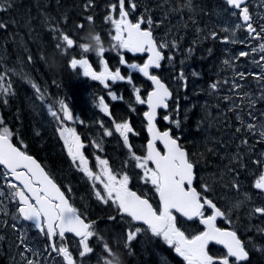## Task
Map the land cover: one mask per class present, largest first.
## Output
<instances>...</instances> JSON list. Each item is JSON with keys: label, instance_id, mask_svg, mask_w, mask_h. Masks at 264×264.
Listing matches in <instances>:
<instances>
[{"label": "snow or ice", "instance_id": "1", "mask_svg": "<svg viewBox=\"0 0 264 264\" xmlns=\"http://www.w3.org/2000/svg\"><path fill=\"white\" fill-rule=\"evenodd\" d=\"M4 2L7 3V0H4ZM91 2L92 0H88L85 7H88ZM225 3L236 10L233 15L238 16L239 20L243 22L237 23L235 28L232 29L233 36L236 35L237 29L246 28L250 39L264 41V25H261L259 30L254 27L253 18L245 0H225ZM126 4L128 5L127 8ZM261 4L264 5V0H261ZM8 6L10 7V4ZM3 7L4 4L0 3V9H3ZM109 7V14L104 19L106 23L112 25V30H114V34L110 37L113 42L112 50L117 52L119 65H126L129 70H135L151 81L153 87L151 91L147 92L146 98L142 97L141 88L133 83L131 71L128 75H122L120 67H115L114 70L110 68L109 63L104 58V54L108 50L103 48L100 50L98 57L99 71L94 70L93 65L87 58V53L82 48V43L77 45L73 38L58 27L52 28L54 33H59L58 36L54 37L58 41L55 44V49L63 56L67 55L73 47H78L80 57L77 58L74 54L69 59L68 66L92 81H98L108 90L107 94L112 101L123 100V96L113 92L109 82L114 84L117 81H126L132 87L135 103L147 105V111L143 112V117L147 121L146 127L150 138L147 142L145 155L140 156L133 151L129 134L136 135L137 133L134 132L127 119L121 122L113 120L112 124L129 152V159L124 162L125 167L129 166L131 161H134L135 168L142 170L143 174L140 179L146 184L150 182L153 186L159 197L158 207H154L146 195L132 191L129 187L130 177L127 172H114L107 159L96 157L99 172H94L89 167V160L82 151L85 145L81 141V137L74 128L65 126V122L79 119V117H74L65 97L55 101L59 105V112L54 110L53 105H49L48 113L61 122L58 132L67 149L68 156L78 170L93 182L94 188H96L97 182L102 185V192L99 189L94 191L96 198L105 204L111 202L116 206V210L122 217L130 218V221H128L129 230L126 233L123 245L129 255L132 254L131 242L137 235L142 231H150L152 235L161 237L165 243L174 248L175 252L183 258L185 264H242V262H246L249 259V252L246 249L245 242L239 238L237 232L216 226L217 218H227L228 214L217 207L212 199L207 198L193 186L195 165L185 148L178 143L179 137H174L170 128L163 131L157 128L158 109L166 111V114L163 115L164 121L175 125L176 129H180L182 126V122L178 118L180 113L179 104L177 103L174 110L170 108L169 101L173 93L158 75L150 71V69L161 68V62L166 58L169 61L173 59L171 54L165 57L164 50L176 49L178 46L177 41L163 39L161 42H157L153 35V27L157 25L154 24L152 16L148 14V9H145L135 22L130 20V15L135 13L138 7L135 0H116ZM117 10L118 18L114 16ZM87 20L92 23L93 17L88 16ZM145 24L147 27H143ZM3 27L5 25L0 23V28ZM78 27H83V25H78ZM197 31L200 30L197 29ZM211 36L217 38L215 32H212ZM224 40L228 41L229 38L224 37ZM230 42L244 43L245 41L232 39ZM120 50H126L128 53L134 54L146 53L147 59L142 64L128 63L125 55ZM251 51L252 53H261L259 61H253L254 64L261 67V72L254 74V78L258 82H264V42H261L258 47H253ZM188 52L191 53L192 49H188ZM249 55L250 53L247 51L239 52V57ZM41 59H44L43 54H41ZM29 60L31 61V57H29ZM224 63L229 65L230 61L225 60ZM192 75L196 76L198 73L193 72ZM235 75L241 80L245 79V73L243 72H238ZM176 80L183 82V87H187V77L183 69L176 75ZM29 83L35 89L38 98L44 101L45 93L41 91L36 83L32 81H29ZM219 86L218 82H213L209 85V89L215 91ZM242 87L239 83H232V89L236 95H240V93H235V90ZM9 95H15L13 86L10 82L5 84V74L0 73V98ZM242 98L248 100L250 109L254 107L256 101L248 93H243ZM222 99L231 101L232 96L226 95ZM259 99L264 100V93ZM3 102L7 104V99H4ZM93 103L102 113L111 116L109 104L105 102L103 96L94 97ZM129 107L132 108V111H135L131 103ZM240 107L241 105L233 103L229 110L232 111ZM248 115L252 121H256V116L252 111H249ZM174 116L177 118H173ZM185 118L187 117L185 116ZM236 119L243 125V128L236 129L237 132L246 130L250 133H258L261 141H264V123L245 124L239 112L236 113ZM101 127L104 136L113 135V131L108 127L103 124H101ZM12 135L9 128L4 126V122L0 120V166L3 168V172H0V179H3L4 185L8 189V192L5 193L3 188L0 187V197L15 203L16 209L12 214L13 220L30 221L32 226L39 230V233L49 241L46 246L49 255L51 256L54 253L56 257H62L63 264H77L73 253L66 246L65 237L67 234H74L75 237L79 238L78 254L80 258L94 252V248L90 246V239L95 237L98 241L103 242V251L106 253V256H100L101 264H107L105 257H110L113 250L109 247L107 241L95 231V221L86 222L83 214L69 202L65 192L58 187L44 168L32 156L13 145L11 142ZM157 142L163 145V152L157 148ZM241 143L247 144L248 141L242 140ZM94 144L96 148H101L99 142H94ZM236 158L233 157V159ZM254 163L264 165V160L257 159ZM201 187L204 192L210 190L206 184L201 185ZM232 187L238 188L239 182L234 180ZM253 187L264 193V170L260 172ZM68 191H71V189H68ZM245 198L251 199L247 194H245ZM235 207H239V203ZM205 209H210L211 215H206ZM0 212L7 214L3 201H0ZM176 214L189 221L198 218L200 224L204 226V230L195 235H186L185 231L178 226ZM249 214L264 215V206L251 209ZM109 219L115 220V217H109ZM133 222H142L146 227H135ZM12 227L15 229L16 224H12ZM259 231H264V229H259ZM0 239H3V237H0ZM212 241L224 246L227 250L224 256L214 257L209 254L208 246ZM20 244L25 246V251H32L35 256L40 255V253L27 246L26 236L23 232L20 236ZM258 250L264 251V249ZM21 256L26 259L24 253H21ZM230 258H234V261ZM26 264H39V261L26 259Z\"/></svg>", "mask_w": 264, "mask_h": 264}, {"label": "rangeland", "instance_id": "2", "mask_svg": "<svg viewBox=\"0 0 264 264\" xmlns=\"http://www.w3.org/2000/svg\"><path fill=\"white\" fill-rule=\"evenodd\" d=\"M163 1L167 3L169 0H135L138 7L135 13H133L137 17L141 13H143L145 9H148V14L152 16L154 24L157 25L154 26L153 29L157 31L159 41L161 42L163 39H167L168 41L175 40L178 43L176 49H169L165 52L166 56L171 54L173 59L171 61L166 59V61L161 65L158 73L156 71L154 72L159 74L169 84L171 83L170 86L173 85L174 88L177 87L179 89L180 87H183V82L177 81L176 75L181 71V69H183L185 75L186 70L192 68H196V70L198 71L197 66H201L200 62L201 60H204L205 63L212 64L214 68L211 73L214 76L215 80L212 82H218L220 85L219 88L215 91L208 89V85L207 89L209 90V93L214 96H220V99L225 102V105L228 106V108H231L233 103L241 105L239 109L232 110V117L226 116L225 118H222V112H220L219 110L215 111L218 112L217 115L220 114L221 118H215V116L210 115V113H208V115L205 113V115L206 124L210 126L207 128L208 131L215 126L222 124L224 133L220 135L221 143H213V146H216L215 148H218L222 154H225L227 156L225 160H231V164H233L238 169H243V172H238L235 168L231 170L228 169L227 172L223 171L222 176L219 177L220 190L214 191L213 193L210 190L204 192L201 185L206 184L208 185L209 189L212 187L210 185L211 183L208 182L206 178L210 170H206L202 167L200 172L201 175L199 177L196 173L197 164L195 161H193V157L190 156L196 167V181L194 180V183L197 182V188L200 192L203 193V195H205L209 199H212L217 207L221 208L222 211H225L228 214L227 218L218 217V221L221 224L228 226V228H230L231 230H235L239 238L243 242H245L246 248L254 254L253 256H256V260L251 264H264V251L258 250L264 249V231H259V229H263L261 226L264 224V215L249 214L251 209L264 206V193L253 187L254 182L258 178L260 172L264 170V165H257L256 163H254V161H256L257 159L264 160V155H262L264 154V141H261L258 133H250L246 130H242L241 132L236 131L237 128H243V125H241L240 121L236 119L237 112H239L243 117L245 124L264 123V100L259 99L262 93H264V82H258L254 78V74L261 72V67L253 63L254 60L259 61L261 53H252L251 51L253 47H258L259 44L264 41L250 39L248 37L246 28L237 29L236 35H232V29L235 28V25L237 23L243 22L239 20L238 16L233 15L234 11L231 10V7L230 10L226 8L225 0H190V3H192V6L190 7H185V2H189V0H184L183 5L181 3L177 4V14L173 12L171 13L170 11H165V6L162 4ZM177 1L181 2L180 0ZM114 2H116V0H106V5L110 6ZM198 2L202 5L200 6ZM86 3L88 4V1H86ZM246 5L248 6L250 14L252 15L254 27L259 30L260 26L264 25V5L261 4V0H248V3H246ZM127 7L128 5L126 4V8ZM160 10H164L165 12H162ZM114 16L118 18V12L114 14ZM197 29H199L200 31L198 32ZM225 29H227V31H225ZM215 31L221 32L220 35L216 33L217 38H213L211 36V33ZM207 33L208 35H210V43L213 45V47L210 49V51L208 50V52H196L197 45L206 47V42L203 38ZM224 37H228L229 40L225 41ZM197 38L200 39V42H198ZM232 39L245 42L232 43L230 42ZM190 48L192 49L191 53L188 52V49ZM108 50L110 51V54L111 52H113L111 48H109ZM240 51H247L250 53V55L247 57H239ZM225 60H229L230 64L226 65L224 63ZM174 64H183V66L176 67ZM92 65L94 67L96 64ZM96 66L98 67H96L97 69L94 68V70L99 71V64H97ZM109 66L114 70L115 67H118L119 65L109 64ZM61 68L63 67L60 66L59 69L55 71L58 72L61 70ZM130 71L133 72L132 78L137 77L134 76L135 70ZM130 71L127 70L125 75H128ZM238 72L245 73V79H239V77L235 75ZM61 73H63L64 79H68V82L64 87L65 94L67 95L66 102L69 104L74 117H79L82 110L85 111L86 114V111L88 110V108H90L89 110L91 111V116L88 115L86 117L90 119L95 118L93 116V111L91 110L92 108L96 107L93 103V99L94 97L98 98L100 96H103L105 98V101H107V103L109 104V110L111 113V116L106 115L101 111L100 113H97V117L99 118H95V122L97 123L98 127H100L99 131L94 130L93 132H91L89 128H80L76 123V121H82L80 117L78 120L74 119L72 121L65 122V126L74 128L77 134L81 137V141L85 136L88 139L86 141L91 142V146H93L92 143L94 142H99L101 144L102 142H104L103 139L106 138V142H108L106 144V148H102L101 146L104 152L110 150L107 147L111 146V139L123 142L119 134L115 132L112 121L115 120L116 122H121L125 120L124 118L126 116L124 112L120 110V106H117V104L114 103L116 101H112L108 95H102V93H108V90L105 89L104 86L101 85L98 81L94 82L90 78L83 76L82 73H79L71 68L68 75L65 71L62 70ZM78 74H81L82 77H78ZM198 76L199 79L194 80V84H196L198 88L202 86H205L206 88L207 80L203 79V76H200L199 74ZM137 78L138 79H133V83L137 87L141 88V95L143 98H145L148 89L151 88V85L146 78H139V76ZM118 82L119 81L115 82L113 86ZM233 82L239 83L243 86L242 88L235 90V93H240V95L234 94L232 89ZM109 83L110 87L113 88L111 86V82ZM191 83L193 86L192 81ZM103 88L105 90L104 92H102ZM189 89H191V87ZM129 91V103H131L132 107L135 108V111H132V108H130L129 105L126 107H121L124 108L125 112H141L142 114L144 109L142 108V105H138L135 103L131 86ZM95 93L97 97L93 96ZM243 93H248L250 97L255 99L256 102L253 108L250 109L248 107V100L242 98ZM226 95L232 96V100H223L222 97ZM201 102L202 100H198V102H196L200 109L202 107ZM49 105L51 104H44L43 102L37 101V109L33 114V119L36 124V130L38 131L37 135L39 136V141L41 142L39 143V141H37V145H39V147L43 145L45 149L50 147L56 150L54 155L58 157V162L60 163L61 167L66 169L68 177L70 176V179H68L67 181L70 184H75L76 187L84 193L78 194V189H72L71 191H69V197L74 200L73 206L81 211L80 213H82L83 217L86 218V222L95 221V231L98 232L99 235L103 237V239L108 243L110 228H106L105 226H103L102 222L111 224L112 220L104 217L102 221L101 216L95 215L101 214L102 211H107L108 209L111 211L110 217H115V220L117 221V223L111 225L112 229L124 232V237L126 239V233L129 230L128 222L125 221L124 217H122L121 214L116 210V206H114L111 202L105 204L96 198L94 191L96 189H99L102 192V185H99V183L97 182L96 188H94L93 182L89 180L81 171H79L76 165L73 164L71 158L68 156L67 149L64 146V142L60 138V134L58 132V128L61 126V122L54 119L48 113ZM87 106L89 107L87 108ZM54 110L59 112V108L54 107ZM249 111H252L255 114L256 121L251 120L248 115ZM101 124L112 130L113 135L104 136ZM110 124H112V127L109 126ZM100 134L103 135V138L102 136H100ZM209 134H212L211 136L216 135L215 133L211 132ZM129 138L130 140H135L136 137L135 135H132L130 133ZM194 140L195 139L193 138V143L195 142ZM242 140H247L248 143L242 144ZM49 142L54 144L55 146H53ZM122 147L127 149L123 144ZM195 147L196 146H194L192 149H194ZM101 148L94 149L93 147H91L92 152L89 151V153L84 154L86 157L90 158V160H96V157L99 156V154H97L96 152L98 150H101ZM211 150L214 154L216 153V150H213L212 148ZM82 151L84 152V148L82 149ZM187 152L189 155L192 154V156H194L196 150L194 149L190 151L189 149L187 150ZM38 155L41 156L40 154ZM234 156L237 158L233 159ZM41 158L48 163V158L46 159V157L43 155L41 156ZM111 160L112 158L109 160V165L111 164ZM122 161L123 162L121 163V165L125 167L124 162L126 160L123 159ZM49 162L50 166L54 165L52 161ZM110 167L114 172H120L118 169H114L111 165ZM125 168L127 170V167ZM91 169L94 172H99L97 163ZM0 172H3V168L1 166ZM59 175L61 177L63 176L62 173H59ZM234 180L239 182L238 188L232 187V183ZM0 187L3 188V191L5 193H7L8 189L4 185L3 179H0ZM245 194L250 196L251 199H246ZM157 198V196L152 197V199L156 203H159V200ZM0 201H3V206L7 209V206H5L6 198L0 197ZM238 203L239 207H235V205H237ZM13 205L14 211L7 212V214H5L4 212H0V237H3V239H0V254L7 255V257L0 258L3 259L2 261H4L2 264H26V259L38 260L39 264H63L62 257H56L54 253L51 256L49 255V251L46 248L48 243L43 242L48 240L44 239L43 235L40 234L34 226L24 222L23 220H13L12 214L16 209L15 203ZM237 215L242 216L241 219L240 217L237 218ZM256 218H258V220ZM14 223L16 224L15 229H13L12 227V224ZM252 226L258 227V229L256 230V232H258V235H253L251 232H249ZM135 227L145 228L146 226L135 225ZM183 227L184 229L192 233L196 229L193 223H183ZM22 232L26 236L27 246L33 251L40 253L39 256L33 255L32 251H25V246L20 244V236ZM146 235L159 239V242H161L163 247L160 244L158 248H163L164 251L168 252V256L166 257H164L162 253H160V260H165L167 264H175L177 260H180L178 257L179 255L175 252L174 248L165 243L161 237L152 235L150 231H142L131 242L130 246L132 254L129 260L130 264H134V262H137L136 260H138L133 252L135 241H137L138 243L146 244ZM75 239H73V237L70 238V242L67 247L73 253L75 260L77 257V262L79 264H101L100 256H106V253H104L103 251V242L98 241L95 237L91 238L90 246L94 248V252L84 258H80L78 254L79 239ZM111 241L113 242V239ZM57 242L59 243V241ZM122 244L123 243L119 245ZM111 248L113 251H119L124 257V246L123 249H118V245H115L114 247L113 242ZM21 253H24V257H26V259L22 258Z\"/></svg>", "mask_w": 264, "mask_h": 264}, {"label": "trees", "instance_id": "3", "mask_svg": "<svg viewBox=\"0 0 264 264\" xmlns=\"http://www.w3.org/2000/svg\"><path fill=\"white\" fill-rule=\"evenodd\" d=\"M86 1L88 0H7V3H5L4 0H0V3L4 4L3 9H0V23L5 25V27L0 28V73L5 74V84L10 82L15 93V95L0 98V120L12 132L11 139L14 144L26 153L36 156L41 162L43 161V164H45V161L41 156H45L46 159L48 157L49 161H52L54 164V167H57V170L62 173L63 171L58 162V157L54 155L56 150L50 147L45 149L43 145L39 147L36 143L40 139L37 135L38 131L36 130L33 114L37 109V101L59 108L55 101L67 96L64 87L68 82V79L63 78L64 75L61 73V70L65 71L68 75L70 70L68 66L69 59L74 54L77 58L80 57V49L78 47H73L67 55L63 56L56 51L55 44L58 41L54 37L58 36L59 33H54L52 28L58 27L79 45L83 43L81 38L89 28L88 16L93 17L91 26L96 31L99 32L110 27L109 23H106L102 17L105 10L101 9L100 0H92V4L88 7H85L87 4ZM8 4H10V7ZM78 25H83V27H78ZM41 54H43V60L41 59ZM53 54L63 67L58 72L50 69L48 66ZM92 56L94 57V55L87 54V57ZM29 57H31V61ZM200 64L201 66L195 64L198 71L196 68L186 70V76L188 77L186 88L180 87L178 89L171 85L174 94L170 100V108L174 110L177 103L179 104L180 113L178 118L182 122L181 128L176 129L175 125L163 120V115L166 114L165 110L159 111L157 126L162 130L170 128L172 134L179 137L180 143L187 150H196L194 156L190 154L194 159L193 161L197 164L196 173L200 177L202 167L210 170L206 178L211 183L210 185L212 187L210 191L213 193L214 191L220 190L219 177L222 176L223 171L227 172L228 169L235 168L238 172L241 171L242 173L243 169L235 167L231 164V160H225L227 156L222 154L218 148H215L216 146H213V143H221L220 135L224 132L222 124L208 131L207 128L210 126L206 124L205 113L207 115L210 113L215 118H221L220 114L217 115L218 112L215 111L219 110L222 112V118H225L226 116L232 117L233 112L220 99V96H214L209 93L208 85L215 80L211 73L214 69L212 64H207L204 60H201ZM174 65L176 67L183 66V64ZM118 67L121 68L122 75H125L127 70L130 71L125 65H119ZM159 69L155 71L158 73ZM193 72L198 73L200 76H203V79L207 80L206 88L205 86L198 88L194 84V80L199 79V76H193ZM77 76L82 77L81 74ZM134 76H139V78L144 79L136 71L134 72ZM137 77L133 79H138ZM29 81L36 83L41 91L45 93L44 101L38 98V94L31 87ZM191 81L193 82V86ZM190 87L191 89H189ZM113 90L125 99L115 102V104L120 106V110L124 112L126 116L124 119L130 122L135 132L146 135L144 127L146 125L141 112H125L124 108L121 107H126L130 104L128 95V93L130 94V85L126 81H119L113 86ZM104 91L103 88L102 92ZM4 99H7V104L3 102ZM198 100H202L201 109L196 103ZM142 108L145 109V106L142 105ZM173 118L177 117L174 116ZM198 124L199 126H197ZM210 132L216 135L211 136L212 134H209ZM193 138L195 139L194 143L192 142ZM39 143L41 142L39 141ZM52 145L55 146L54 144ZM194 146L196 147L192 149ZM211 148L216 150L215 154ZM72 201L74 200L72 199ZM13 204V201L6 199L5 206H7V212L14 211ZM236 217H240L241 219L242 216L237 215ZM258 218L256 219L258 220ZM261 227L264 229V224ZM257 229V226H252L249 232L253 235H258V232H256ZM119 234L116 236L117 238L108 236L109 247L118 239L125 241L122 236L119 237ZM146 236V244L138 243L137 241L134 243L135 247H133V252L138 258L134 264H167L165 260H160V253L166 257L168 256V252L164 251L163 248H158L161 244L159 239L148 235ZM112 239L113 242L111 241ZM161 246L163 247L162 244ZM125 253L128 254L129 252L125 249ZM3 257H7V255L0 254V258ZM2 260L0 259L1 264L4 262ZM126 260L127 258L124 259L125 264H128Z\"/></svg>", "mask_w": 264, "mask_h": 264}, {"label": "flooded vegetation", "instance_id": "4", "mask_svg": "<svg viewBox=\"0 0 264 264\" xmlns=\"http://www.w3.org/2000/svg\"><path fill=\"white\" fill-rule=\"evenodd\" d=\"M181 2H178L176 0V3H175V0H169L167 3L163 1V5L165 6L164 10L165 11H170L171 13H175L177 14V4L181 3L183 5V2L184 0H180ZM100 3H101V9L105 10V12L102 14V17L105 18L106 15L109 14V11H110V7L108 5H106V0H100ZM186 3V6L185 7H190L192 6V3L189 4V2H185ZM199 3V2H198ZM212 4V3H211ZM210 4V5H211ZM199 5L201 6L202 4L199 3ZM226 8L228 10H230V7L226 4ZM164 10H160L162 12H165ZM231 10L233 11H236L235 9L231 8ZM118 12V10H117ZM116 12V13H117ZM114 13V14H116ZM141 15V14H140ZM139 15V16H140ZM135 14H132L130 15L129 19L132 20L133 22L136 21V19L139 17ZM116 17V16H115ZM117 18V17H116ZM110 27L107 28V29H103V30H100L99 33L102 37V39L104 40L105 44L108 45V49L111 48L112 49V41H111V35L114 34V30H112V25L109 23ZM143 27H147V25H143ZM215 33H218L219 35L221 34L220 31H215ZM153 35L154 37L157 39V42L159 43V37L157 36V31L153 29ZM198 39V42H200V39ZM204 41L206 42V47H203L202 45H197L196 47V52L198 51H202V52H208V50L210 51V49L213 47V45L210 43V35H208V33L204 36ZM169 50V49H165L164 50V55L165 57L166 56V51ZM123 52V54L125 55L126 57V60L128 61V63H143L144 60L147 59V54L146 53H138V54H134V53H128L126 52V50H120ZM115 52V53H114ZM89 59V62L91 64H99V58L94 56L93 58L92 57H87ZM104 58L106 59V61L109 63V64H119V57L117 55V52L116 51H113L111 52L110 54V51L108 50V52L106 51L105 54H104ZM167 59V58H166ZM163 60L161 62V65L166 61ZM94 66V68L98 67V66ZM97 69V68H96ZM117 84V83H116ZM111 86L113 87V83H111ZM113 90V88H111ZM113 92H115L113 90ZM116 93V92H115ZM102 95H108L107 92L105 93H102ZM118 95V94H117ZM93 96H96V93L93 95ZM107 103V101H105ZM117 102V101H116ZM115 103V102H114ZM118 106V104H117ZM89 106H87L88 108ZM90 108H88V110L86 111V114H85V111L82 110V112L80 113V118L82 119V122L81 121H76V123L79 125L80 128H83V129H87L89 128L91 132H93L94 130L95 131H99L100 127H98L97 123L95 122V118H99L97 117V113H100V110L97 108V107H94L92 108L91 110L93 111V116L95 118H88L86 116L90 115L91 116V111L89 110ZM110 127H112V124L109 125ZM135 132V131H134ZM146 132V131H145ZM137 133V132H135ZM134 135V134H132ZM141 134H136L135 135V140H130V144L133 146V151L136 152L137 155H140V156H143L146 154V137H147V134L146 135H141ZM100 136H102L103 138V135L100 134ZM144 138V139H143ZM86 140H88L85 136L83 137V140L82 142L84 143V153H89L92 152L91 150V147H93L94 149H97L93 144V146H91V142H87ZM104 142L101 143V146L102 148H106V144L108 142H106V138L103 139ZM122 144L123 142H120L118 140H112L111 139V146L107 147L108 149H110L109 151H103V150H98L96 153L99 154V157L103 158V155H104V158L103 159H107L108 161L112 158L111 160V166L114 168V169H118L120 172L121 171H126L127 174L129 175L130 177V181H129V187L132 191H135L137 192V194H143V195H146L147 198H149V200L152 201L153 203V206L154 207H158V204L159 203H156L152 197L154 196H157V194L155 193V190L153 188V186L151 185V183H145L143 180L140 179V176H142V170L140 169H137L135 168V162L134 161H131L129 166H127V170L124 166L121 165V163L123 162L122 160H128L129 159V152H128V149H125L122 147ZM159 145V148L161 149V151L163 152V148L160 146V144L158 143ZM103 154V155H102ZM48 158V157H47ZM88 158V157H87ZM52 160V159H51ZM89 160V167L90 168H93V166L96 164V160H90V158H88ZM42 165L44 166L43 168L46 169V172L51 176V178L54 179V181L60 186V188L65 191L68 195H70L68 189H78L76 187L75 184H70L67 180L70 179L68 177V173L66 171L65 168L62 167V172H59L57 170V167H54L53 166H50V162H49V159H48V163L45 162V164H43V161L41 162ZM95 163V164H94ZM94 164V165H93ZM149 166H152V165H149ZM59 173H62V177L59 175ZM197 182H195L193 184V186H195L197 188ZM198 189V188H197ZM83 192L81 190L78 189V194H82ZM84 194V193H83ZM203 194V193H202ZM72 203L73 205V201L70 202ZM115 206V205H114ZM112 206V207H114ZM110 210L107 209V211H102L101 214H97V216H101V220L106 217L109 219L110 217ZM205 213L206 215H211L210 213V209H205ZM177 215V222H178V226L181 228V230L185 231L186 235H195L197 234L198 232L200 231H203L204 230V226L200 224L199 222V219L196 218L194 220H191V221H188L186 219H184L183 217H181L180 215L176 214ZM125 221L128 222L130 221V218L129 217H124ZM103 221V220H102ZM103 223V226H105L106 228H110V232H109V236H112L114 238H117L116 236L119 234V237L122 236L124 239V232L120 231V230H115V229H112V224H115L117 223L116 220H112V223H106V222H102ZM134 225H139V226H144L143 224H140L138 222H133ZM183 223H188V224H194L196 229L195 231L192 233L186 229H184L183 227ZM216 226L219 227V228H228V226H225L223 224H221L219 221H218V218H217V221H216ZM39 231V230H38ZM75 239V237L71 234H67V236L65 237V242L67 243L66 246H68L69 242H70V238ZM44 239H46L45 236H43ZM76 240V239H75ZM57 241H59V238L57 237ZM45 243H49L48 241H43ZM123 243L124 244V241H121V240H116L114 242V247L115 245H118V249H123V244L122 245H119ZM246 246V245H245ZM247 249V248H246ZM125 250V249H124ZM247 251L249 252V259L246 261V262H242V264H251L253 261L256 260V256H253L254 254L252 252H250L248 249ZM208 252L210 255L214 256V257H221V256H224L226 254V250L221 247V246H218L216 245V243L214 242H210L209 243V246H208ZM128 254L125 253L123 259H126L127 258V262L128 264H130L129 260L131 258V256H128ZM180 260H177L175 262V264H185V261L183 260L182 257L178 256ZM230 260H233L234 261V258H230ZM76 261H77V257H76ZM77 264H79L77 262Z\"/></svg>", "mask_w": 264, "mask_h": 264}, {"label": "clouds", "instance_id": "5", "mask_svg": "<svg viewBox=\"0 0 264 264\" xmlns=\"http://www.w3.org/2000/svg\"><path fill=\"white\" fill-rule=\"evenodd\" d=\"M82 40V48L87 54L99 57L102 48L108 50V45L105 44L100 33L91 26V23L88 30L83 34ZM48 66L54 71L58 70L61 66L54 54L51 56ZM105 260L107 264H125L123 256L119 251H112L110 257H105Z\"/></svg>", "mask_w": 264, "mask_h": 264}, {"label": "water", "instance_id": "6", "mask_svg": "<svg viewBox=\"0 0 264 264\" xmlns=\"http://www.w3.org/2000/svg\"><path fill=\"white\" fill-rule=\"evenodd\" d=\"M245 2H247V0H245ZM150 71H151V69H150ZM156 75V74H155ZM159 77V76H158ZM160 78V77H159ZM168 87H169V89H170V86L168 85V83L166 82V81H164L162 78H160ZM150 83H151V81H149ZM151 85H152V83H151ZM152 87H153V85H152ZM152 90V88H150L149 89V91H151ZM170 91L172 92V90L170 89ZM173 93V92H172ZM146 97H147V95H146ZM145 107H146V111H147V105L145 104ZM160 110H162V109H158L157 111H158V113H159V111ZM158 117H159V114H158ZM158 117H157V119H158ZM144 120H145V118H144ZM145 122L147 123V121L145 120ZM156 124H157V121H156ZM158 125V124H157ZM157 128L159 129V130H161L158 126H157ZM163 130H165V129H163ZM163 130H161V131H163ZM147 131V130H146ZM147 135H148V138L147 139H149L150 137H149V133H148V131H147ZM173 135V134H172ZM11 142L13 143V145L14 146H16L17 148H19L21 151H23L19 146H17L16 144H14V142L12 141V139H11ZM147 142H148V140H147ZM157 143H159V142H157ZM178 143H180V141H178ZM181 144V143H180ZM160 145L162 146V148H163V145L160 143ZM157 146V148L161 151V149L158 147V144L156 145ZM146 147H147V143H146ZM184 147V146H183ZM185 148V147H184ZM185 150L187 151V149L185 148ZM25 152V151H24ZM162 152V151H161ZM26 154H28V153H26ZM28 155H30V156H32L33 157V159H35L36 161H37V163H39L42 167H43V165L40 163V161L35 157V156H33V155H31V154H28ZM44 170L46 171V169L44 168ZM194 171H195V168H194ZM195 180V179H194ZM56 183V182H55ZM57 184V183H56ZM58 185V184H57ZM58 187H60L59 185H58ZM196 188V187H195ZM197 189V188H196ZM62 190V189H61ZM63 191V190H62ZM66 195V194H65ZM66 197H67V195H66ZM157 197H158V195H157ZM68 198V197H67ZM158 200H159V197L157 198ZM70 202V201H69ZM150 203H152L151 201H150ZM153 204V203H152ZM179 215V214H178ZM182 217V216H181ZM184 218V217H183ZM186 219V218H185ZM187 220V219H186ZM189 221V220H188ZM24 222H26V223H28V224H31L32 225V223L30 222V221H24ZM139 223H142V222H139ZM223 229H227V228H223ZM227 230H231V229H227ZM73 236H74V234H72ZM75 237V236H74ZM76 238H78V237H76ZM212 242H215V241H212ZM216 243V242H215ZM217 244V243H216ZM217 245H221L222 247H224L222 244H217Z\"/></svg>", "mask_w": 264, "mask_h": 264}]
</instances>
